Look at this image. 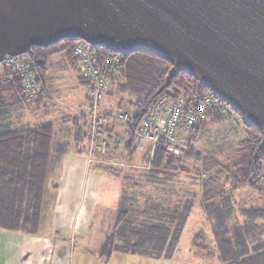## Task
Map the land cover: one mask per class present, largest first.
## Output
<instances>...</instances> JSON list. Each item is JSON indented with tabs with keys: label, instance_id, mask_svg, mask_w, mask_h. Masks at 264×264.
I'll return each mask as SVG.
<instances>
[{
	"label": "trees",
	"instance_id": "16d2710c",
	"mask_svg": "<svg viewBox=\"0 0 264 264\" xmlns=\"http://www.w3.org/2000/svg\"><path fill=\"white\" fill-rule=\"evenodd\" d=\"M77 40L79 39L70 37L48 46L34 45L27 53L20 55L29 60L31 69L42 86L41 95L35 100L27 98L24 94L22 78L16 71L0 66V228L30 234L39 230L52 160L60 161L62 149L69 146V141H62L57 145V155L53 157V142L56 141L54 124H32L29 121L32 118L34 122L36 117L43 115L41 110L45 111L52 106L45 104L48 97L52 100L48 77L52 59L61 55L70 67L79 70V62L74 53ZM94 49L100 63L118 53L106 46H94ZM121 55L120 66L106 73L110 87L105 90L94 110L108 117L109 122L105 125V130L110 134L111 120L108 114L100 110L102 101L109 95H127L134 98L137 115L130 117L135 118V122L133 126L128 125L130 142L122 149L123 153L125 151V157L132 160L137 147L143 143H134V131L147 110L160 96L191 97L211 89L192 74L178 71L170 61L151 51L134 50ZM80 79V83L88 88L86 96L90 103L89 111L66 118L76 122V144L84 143L86 139L87 145L85 144V149L82 150L88 151L93 131L91 114L94 105L90 97L89 82L81 73ZM213 94L220 103H227L214 92ZM227 118L222 108L217 107L206 120L198 123L192 130L194 132L199 129L202 133L209 125L221 124L228 120ZM243 119L245 120L244 117ZM245 123L246 138L239 144V157L236 161L226 164L207 157L210 160L203 163L205 167L202 171L203 175H207V181L201 196L194 193L188 198L180 197L175 203L170 198L159 195L168 190L162 188L165 182L159 176L173 171L179 163L178 159L170 157L165 163L169 149L157 147L155 150L153 146L145 149L147 156L153 150L151 154H154V158L150 170L143 176L146 181L133 187L137 188V191L140 188L151 189L148 191L150 195L142 203H135L129 199V189L124 185L119 203L118 224L108 238L107 249L151 253L157 256L163 253L172 254L177 248L192 209L200 203L212 222L221 261L226 264H264V241L260 244L257 243L259 241L254 243L255 236L258 239L260 235V232L255 234L254 230L258 221L264 220V204L241 208L239 217L234 215L236 194L240 190L250 188L264 195V182L259 181L260 177L264 178V174L261 175L260 172L264 162V135L248 121L245 120ZM177 144L178 142L173 146ZM121 147L122 145L118 148ZM110 148L107 154L99 156L108 155ZM194 149L190 144L186 157L203 162ZM95 156L97 157V154ZM111 168L112 172L123 175V168L122 171L120 167ZM123 178L124 181L128 180L126 176ZM157 191L160 193L157 194ZM169 191L176 193L173 189ZM153 192L155 197H152ZM141 215L145 216V219L140 220ZM201 237L202 235H196L194 244L199 250H206L208 246L199 244Z\"/></svg>",
	"mask_w": 264,
	"mask_h": 264
},
{
	"label": "water",
	"instance_id": "95a60500",
	"mask_svg": "<svg viewBox=\"0 0 264 264\" xmlns=\"http://www.w3.org/2000/svg\"><path fill=\"white\" fill-rule=\"evenodd\" d=\"M70 37L160 55L264 135V0H0V63Z\"/></svg>",
	"mask_w": 264,
	"mask_h": 264
},
{
	"label": "crops",
	"instance_id": "0c3cea01",
	"mask_svg": "<svg viewBox=\"0 0 264 264\" xmlns=\"http://www.w3.org/2000/svg\"><path fill=\"white\" fill-rule=\"evenodd\" d=\"M60 60L67 64L64 57ZM53 78L50 77V88ZM111 96L113 95H109ZM48 99L45 104L51 106L55 103L53 98ZM50 108L43 110L42 117H36L34 122L31 118L29 122L54 124L57 139L55 137L56 141L53 142V157L57 155V145H60L61 137L64 136L61 130L55 131L60 123L68 126L66 129L68 138L64 141H69V146L63 147L60 161L52 160L38 232L30 234L0 228V264L172 263L178 245L172 254L163 253L158 256L151 253L107 249L108 238L118 224L119 203L125 185L123 175L112 172L111 167H120L121 171L122 168L125 169L122 165L123 150L113 152L110 150L106 156L92 157L87 150H82L87 145L86 139L84 143L76 144L75 121L66 117L59 121L56 116L48 117ZM224 123L233 126V123L227 120ZM109 129L112 137L113 132L117 131L116 119L110 121ZM244 133L246 136V131ZM91 157L94 158V162H90ZM115 179L121 183L118 192L114 189ZM201 210L205 213L203 208ZM194 239L193 248L199 250L194 244ZM213 241V247L205 250L208 257L212 256V259L207 258L210 261L206 263L226 264L219 258L215 238Z\"/></svg>",
	"mask_w": 264,
	"mask_h": 264
},
{
	"label": "rangeland",
	"instance_id": "374dc122",
	"mask_svg": "<svg viewBox=\"0 0 264 264\" xmlns=\"http://www.w3.org/2000/svg\"><path fill=\"white\" fill-rule=\"evenodd\" d=\"M62 57L63 56L58 55L52 59L48 74L49 78L51 76L54 77L50 90L52 91L51 96L55 104L51 106L49 109L50 113L47 116L50 118L56 116L58 121L63 117L71 118L77 114L88 113L90 104L86 96L88 88L80 83L79 70L73 69L64 61L62 62L60 60ZM222 104L226 111L229 112L227 121L232 122L233 126L228 123H221L211 124L205 131L201 129L203 131L202 133L199 129L194 132L192 129L181 131V140H179L177 145L169 149V153L164 160L165 163H167L170 157H175L178 159L179 163L175 165L173 171L159 176V178L165 182L162 188L168 189L164 194H159L160 191H157V194L161 195V197L170 198L172 202L175 203L180 197L188 198L194 193L201 196L205 181H207L205 180L207 175L202 174L204 170L203 167H205L203 163L210 160L207 157H212L226 164L231 163L233 160L236 161L239 157V155H237V149L241 141L246 138L244 132L247 126L243 117L234 111L228 103L223 102ZM100 110L108 114L111 121L116 119L117 131L113 132L112 137L109 138L111 144L110 150L112 152L122 150L123 147L130 142V135L127 133V130H129L128 125L133 126L135 118L125 122L119 119V115L124 113H128L131 116L133 115L134 117L137 115L134 98L127 95L106 96L101 103ZM42 111L43 110H41V112ZM67 128L68 126L63 123H60L59 127L55 128V131L61 130V133L64 135L61 137V141L68 138ZM191 134H195V136L193 137ZM119 142L122 143L121 148L117 147V143ZM190 144L196 149H194V152L201 156L203 162H197L196 160L186 157ZM152 146L153 145L149 141H143V143L137 147V152L132 160L125 157V151L122 159V165L125 167V169H123V176H126L128 179H125V187L129 189V199L138 204L145 201L146 197L150 195L148 191H151V189L148 188H140V190L137 191V188L133 187V185L146 181L143 176L150 170L154 154H151L153 151L151 150V153L147 156V154H143V151L150 147L153 148ZM260 172L261 175L264 174V162L262 163ZM259 181L264 182V178L260 177ZM114 184V189L118 192L121 183L119 180L115 179ZM169 189H173L176 193L173 191L170 192ZM152 195V197H155L156 194L153 192ZM263 204L264 195L250 188H245L236 194L234 215L236 214V216L239 217L241 208L261 206ZM132 205L133 204H131V206ZM196 205L197 207L193 208L192 213H190L187 219L179 240L176 255L173 257L172 263L170 264H213L206 263L210 261L207 260V258L212 259L211 255V257H208L205 250H197L193 248L192 245V241L196 235H202L199 239V244H205L208 248H212L214 244L212 222L201 210V204L197 203ZM140 207L142 208L143 204H141ZM139 219H145V216L141 215ZM257 232H260V235L258 239L255 236L254 243L259 241L257 243L260 244L264 241V220L258 221V226L254 230L255 234H257ZM249 242H251V240Z\"/></svg>",
	"mask_w": 264,
	"mask_h": 264
},
{
	"label": "built area",
	"instance_id": "2783aa9c",
	"mask_svg": "<svg viewBox=\"0 0 264 264\" xmlns=\"http://www.w3.org/2000/svg\"><path fill=\"white\" fill-rule=\"evenodd\" d=\"M74 53L79 62L81 76L90 84V97L94 105L91 114L93 131L88 152L92 157L95 154L105 155L111 145L109 140L111 136L105 130L109 119L94 110V107L104 96L105 90L110 87V80L106 73L120 66L122 53L118 52L114 57L100 63L94 46L82 39L76 41ZM0 66L11 68L18 73L22 78L23 90L27 98L35 100L40 97L42 86L27 58L6 56ZM217 107L222 108L226 116H229V112L214 96L212 90L203 91L191 97L162 95L141 119L134 131L133 141L135 144L150 141L155 150L157 147L170 149L173 144L181 140V131L194 128L198 123L206 120ZM130 117V114L124 113L120 114L119 119L127 122ZM117 145L120 147L122 144L119 142ZM92 157L90 162L95 161Z\"/></svg>",
	"mask_w": 264,
	"mask_h": 264
}]
</instances>
